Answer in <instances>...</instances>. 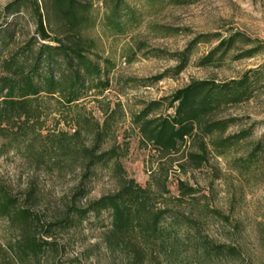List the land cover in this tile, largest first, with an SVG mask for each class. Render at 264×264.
I'll return each mask as SVG.
<instances>
[{
  "label": "rangeland",
  "instance_id": "rangeland-1",
  "mask_svg": "<svg viewBox=\"0 0 264 264\" xmlns=\"http://www.w3.org/2000/svg\"><path fill=\"white\" fill-rule=\"evenodd\" d=\"M11 1L19 4L18 11L5 9ZM34 1L0 0V75L5 58L27 49L31 57L41 43L55 44L42 40L36 32ZM36 1L50 37H65L68 27L51 0ZM81 1L88 5V19L79 32L93 43L87 55L98 64L99 73L87 80L82 97L70 107L43 96V132L57 128L72 133L78 113L89 112L100 123L110 114L111 129L102 147H117L126 174L141 185L152 175H162L169 191L165 195L170 198L178 196V180L192 187L179 208L198 221L202 237L235 251L234 255L197 254L191 239L181 261L154 264H264V0L184 4L123 0L115 17L110 16L113 0ZM236 31L244 36L229 49H215L221 38ZM187 48L186 62L177 71L180 54ZM251 49V55H246ZM62 67L55 64L54 73ZM245 75L252 77L247 97L222 102L209 115L213 120L228 121L210 139L244 134L230 147L218 152L205 137L204 149H200L199 136L179 150L163 154L142 140L133 121L136 113L147 109L149 117L172 114V94L190 82L209 79L222 83ZM80 140L90 142L83 134ZM22 147L8 146L0 137L4 151L0 154V199L3 192H9L17 205L29 206L32 214L26 219L0 213V264H130L102 241L110 226L109 210L74 216L68 225L58 222L74 200L80 179L76 155L59 156L58 165L47 158L48 164L36 165L20 151ZM188 151L201 153L204 160L200 158V164L194 166L186 158ZM116 187L113 162L96 165L86 180L85 196L75 201L84 205ZM33 235L43 244L38 251L27 244Z\"/></svg>",
  "mask_w": 264,
  "mask_h": 264
},
{
  "label": "trees",
  "instance_id": "trees-1",
  "mask_svg": "<svg viewBox=\"0 0 264 264\" xmlns=\"http://www.w3.org/2000/svg\"><path fill=\"white\" fill-rule=\"evenodd\" d=\"M194 0H175V4H184ZM53 9L68 27L65 37L52 38L43 27V19L35 0L38 19L36 32L42 40H53L55 44L41 43L31 57L29 51H22L2 61L3 72L0 75V137L8 146L21 144L20 149L26 157L32 158L36 165L47 160L58 165L59 156L75 154L80 161V179L73 193L70 204L63 217L58 221L68 225L72 218L85 217L88 213L107 209L110 211V226L103 232L102 241L111 252H118L129 259L130 264H154L155 261H181L190 240L193 239V252L200 254L234 255L235 251L224 243H215L200 235L198 221L179 207L183 197L193 192V188L182 180L177 181L178 196L168 197L162 175H152L144 185L126 174L118 157L120 152L115 145L102 147L110 131L109 116L103 121L88 112L78 113L73 119L74 130L68 134L61 129L52 128L43 132L41 121L45 106L43 96L55 98L62 106L77 104L82 97L87 80L99 73L98 64L87 55L92 41L81 36L79 26L86 22L87 4L81 0H51ZM123 0H113L110 16L119 14ZM19 4L11 1L6 4L8 12L18 11ZM117 26L119 22L115 21ZM244 36L236 31L227 38H221L215 49H229L233 42ZM223 49V50H224ZM180 54L179 71L186 62V52ZM254 50V49H253ZM251 49L246 55H251ZM29 60H31L29 62ZM62 64V69L55 74L53 66ZM249 76L218 83L214 80H194L177 89L171 96L174 111L169 115L148 116V110L136 113L133 121L137 124L142 140L152 144L163 154L175 152L199 137L200 149H204V138L212 140L215 148L221 152L244 136L243 133L228 136H216L227 126V120L209 118L222 102L236 101L247 97L250 86ZM46 96V97H45ZM106 113V110H105ZM89 136V143L80 140ZM68 139L67 140V136ZM203 151V150H202ZM4 151L0 149V154ZM186 158L194 166L204 160L201 153L188 151ZM201 158V159H200ZM48 161V162H49ZM113 162L116 189L98 198L78 205L76 199L86 194V180L96 165ZM46 163V162H45ZM48 164V163H46ZM30 194V193H29ZM29 206L17 205V199L9 192H3L0 199V213L19 215L30 219ZM47 232L44 233L47 236ZM198 236V239L195 237ZM47 243V241H44ZM33 251H38L43 244L33 235L27 242Z\"/></svg>",
  "mask_w": 264,
  "mask_h": 264
}]
</instances>
